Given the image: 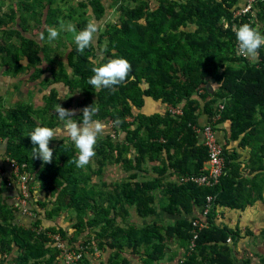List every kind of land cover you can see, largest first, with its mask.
Wrapping results in <instances>:
<instances>
[{"label": "trees", "instance_id": "obj_1", "mask_svg": "<svg viewBox=\"0 0 264 264\" xmlns=\"http://www.w3.org/2000/svg\"><path fill=\"white\" fill-rule=\"evenodd\" d=\"M53 2L37 0L39 13L32 14L37 29L42 27L46 15L44 36H48L46 29L54 20ZM63 2L68 1L61 0ZM247 2L76 0L77 6L70 8L69 15L76 30L79 32L89 21H95L99 31L92 47L83 54L73 44L67 63L58 62L59 71L54 72L50 82L61 81L71 92L79 89L83 93L81 106L94 105L98 109L94 119L111 121L117 133H125L123 139L107 136L98 140L99 165L120 161L130 170H139L148 160L158 161L155 167L158 177L133 181L138 177L133 173V180L115 184L100 195L99 188L95 190L89 184L90 174L76 166L78 153L72 141H52L54 159L51 164L45 165L33 158L34 145L28 134L37 126L54 128L58 122L56 105L68 109L71 101L62 103L58 92L52 89L45 96L44 107L25 103L5 106L0 95V160L5 168V174L0 177V264L9 256L11 264H61V251L54 246L48 232L60 233L78 249L75 241L86 231H94L95 240L88 235L83 247L102 248L107 243L113 249L107 264H132L124 255L125 248L139 253L142 245H145L142 264H156L164 258L172 239L181 241L186 248V255L179 264H237L234 246L241 237L240 229L218 224V215L225 208L242 209L254 202L253 193L260 192L264 202V47L255 60L246 58L238 54L235 35V30L246 23L264 34V0H256L255 13L236 15ZM114 7H117V18L115 22L107 21ZM10 11L8 18L0 14V27L15 18L14 10ZM15 31L22 39L21 49L26 54L27 64L21 63L19 52L9 55L6 64L15 68L14 75L34 68L31 78L38 79L44 72L37 66L44 49L18 29L5 28L4 33L12 36ZM117 57L132 64L130 77L134 79L116 86L114 92L97 91L88 84V79L94 75L93 67ZM67 68H72V74ZM210 80L217 83L216 89L208 86ZM147 98L167 105L166 110L143 112ZM221 104L225 106L223 109H219ZM170 105L181 106L183 113L172 114L168 110ZM82 115L83 112L81 118ZM202 115L208 117L204 125L199 121ZM128 117L133 120L129 121ZM118 119L120 124H116ZM225 122L231 125L230 138L238 140L240 147L250 148L248 169L255 173L253 178L243 177L235 161L240 154L235 150L230 153L226 143L221 141L224 172L220 181L209 186L182 180L204 175L208 170V146L196 127L209 125L217 130L218 124ZM11 159L17 161L21 173L31 176L27 208L35 216L30 218L29 224L20 223L18 219L22 210L16 206L15 196L21 195V191L17 175L11 170ZM167 168L180 176V182L163 183ZM10 179L13 185L8 184ZM36 183L48 197H56V200H37ZM160 187L166 198L160 208L178 218L168 225L158 221L142 227L118 223V213L125 211L128 215L130 207H135L143 218L156 215L154 192ZM210 195L213 197L211 207L205 214L206 220L202 221L201 215H194V209L200 207L205 213ZM67 210L76 215L71 232L56 224H44L43 211L45 218L53 220ZM195 220L206 225L195 227ZM41 227L43 231L38 232ZM78 264H90V258L83 256ZM243 264H252V257H246ZM259 264H264V256L260 257Z\"/></svg>", "mask_w": 264, "mask_h": 264}, {"label": "crops", "instance_id": "obj_2", "mask_svg": "<svg viewBox=\"0 0 264 264\" xmlns=\"http://www.w3.org/2000/svg\"><path fill=\"white\" fill-rule=\"evenodd\" d=\"M36 1L37 0H0V14L4 15L6 18L11 17L10 10L13 9L15 15L13 21L4 22V25L0 27V95L3 97L2 104H5V106H12L17 103H25L31 104L36 108L44 107L46 104L45 96L49 94L52 89H54L58 92L59 97L61 94H63V98H61L62 103L71 101V106L68 109L76 110V114L72 118L78 122L82 121L81 112L84 107L81 106L80 101L83 97V93L79 89H74L71 92L61 81L50 82L51 78H53L54 72L57 73L59 71L60 66L58 62L64 61L67 63L68 53L75 43L74 39L63 38L50 42L47 38L48 36H44L43 32L47 26L45 21H43L42 27L37 29L36 20L29 13L32 12V8L37 7ZM27 9L29 12H27ZM52 25H54V20H52L50 27H52ZM5 28L18 29L21 31L23 36H26V38H33V40L37 41L43 47L44 51L42 50L40 52L41 58L37 66L42 68L44 72L38 79L33 80L31 78L35 71L34 68L21 72L18 75H14L13 69L15 68L12 69L11 66L4 62V57L12 55L14 48L21 49V45L23 44L22 39L18 34H16V31L13 32L15 34H12V36H8V34L4 33ZM48 28L49 27H47V29ZM42 35L43 39H41ZM62 42L65 46L61 49ZM103 45H105V43H103L102 46ZM21 59V63L26 65L27 57L23 51H21ZM67 72L72 74V68H67ZM209 83L213 89H216L218 86L213 80H210ZM145 105L146 106L142 111L146 113L164 112L167 106L162 102L152 98H147ZM137 111L138 110H136V112ZM128 120L131 121L133 118L128 117ZM99 121L105 126V131L99 140L103 138L105 139L107 136H111V134L115 131L112 122H107L105 120ZM199 121L200 125H204L208 121V117L206 115H202L200 116ZM230 126L231 125L229 122L218 124L216 130L217 137L220 142L222 141L226 143L230 153L235 150L240 154L238 158L236 157L235 161L238 165H240L239 168L243 177L251 179L255 174L251 173V170L248 169L251 150L248 147H240L238 140H232L230 138ZM54 128H62V122L59 120V118ZM117 135L122 139L125 137L124 132L117 133ZM57 140H64L66 142L71 141V139L67 136H61ZM132 156L133 155H131V157ZM158 165V161L148 160L147 162L143 163L142 167L139 168L140 171L136 169L130 170L123 162L120 161H107L99 165L96 154L92 161L86 167H84V171L90 174V186H92L93 189L95 188V190L99 188L100 195H103L102 193H106L108 190H111L115 184L133 180L131 178L133 173L137 174L138 176L133 181L149 180L158 177V174L155 171V167ZM4 174L5 168H3L2 161L0 160V177H3ZM179 177L180 176L175 174L171 168H167L166 172L163 173V183H166L167 181H175L178 183L181 180ZM243 177L240 179L243 180ZM34 186L36 188L35 196L37 200H56V197H48L47 193L39 188V183H36ZM251 186L252 185L249 184V188H251ZM154 193L156 198L155 205L157 207L156 215L143 218L137 213L135 207H130V212L128 215L125 211L122 213L120 211V213H118V223L124 226L132 224L142 227L153 221H158L160 224L168 225L172 223L175 218H178L176 215L167 213L160 208L161 205H163L166 201L163 188L160 187ZM259 193L260 192L256 194L253 193L252 196L256 198L255 201L247 203L244 208H225L221 213H219L217 218V223L220 225H228L232 228L240 229L241 237L234 246V254L238 260L237 264H243V260L246 258L247 253H249V257H252V264H259L260 257L264 256V202ZM20 212L21 213L18 217L20 223L29 224L28 222H30V218H32L34 213H25L23 211ZM44 214L45 213L43 211L41 213V217L44 218L43 221L45 225L56 224L66 228L68 233L72 231V226L76 219L74 211H64L60 215L56 216L53 220L47 217L45 218ZM194 215H201V220H206L205 213H202L200 207L194 209ZM248 230L251 231L249 232ZM90 234L93 236L91 240L94 241V231H86L83 234L78 235L77 240L75 241L76 246L78 249H83L85 253L84 256L87 255L90 258V264H107L108 258L113 252V249L108 247L109 244L106 243L102 248L97 245L94 247L91 245L92 248H85L82 246ZM253 245H258L259 248L254 251L253 249L256 247ZM144 247L145 245L140 247L141 251L139 253H136L132 248L126 247L124 255L128 257L132 264H142V259L145 257ZM185 255L186 248L184 244L177 239H172L169 241V246L166 249L164 258L156 262V264H179ZM61 261L63 262L62 257L60 262ZM2 264H11V256H9V258Z\"/></svg>", "mask_w": 264, "mask_h": 264}, {"label": "clouds", "instance_id": "obj_3", "mask_svg": "<svg viewBox=\"0 0 264 264\" xmlns=\"http://www.w3.org/2000/svg\"><path fill=\"white\" fill-rule=\"evenodd\" d=\"M61 31H68L73 34L77 51L81 54L86 49H90L95 41V36L99 31V25L95 21H89L83 30L77 32L71 23L65 24L63 20L59 22V29L49 27L48 40H57ZM238 44V54L246 58L255 59L259 55V50L264 47V34L250 24H243L235 30ZM43 39V35L41 36ZM133 68L132 64L125 58L117 57L108 60L106 63L92 68V75L88 79V84L93 86L97 91L101 89L116 90V86L126 85ZM63 98V94L59 99ZM56 114L62 122V128H52L47 126H37L28 136L34 145L32 149L33 158L39 159L43 164H51L54 159V149L50 147L52 141L61 136H67L73 142L78 158L74 161L78 168L86 167L96 156L95 148L98 140L105 131V126L99 120L94 119L98 109L87 106L82 109V121H77L72 117L75 116V109H66L61 104L55 107ZM118 119L116 124H120Z\"/></svg>", "mask_w": 264, "mask_h": 264}, {"label": "built area", "instance_id": "obj_4", "mask_svg": "<svg viewBox=\"0 0 264 264\" xmlns=\"http://www.w3.org/2000/svg\"><path fill=\"white\" fill-rule=\"evenodd\" d=\"M256 0H248L247 5L243 8L238 9V11L235 13L238 14H246L249 12L255 13V4ZM219 109H223V104L219 105ZM168 110L172 114L180 115L183 113V110L181 106H174L170 105L168 106ZM197 131L203 135V140L205 144L208 146V152H209V159L207 162L208 170L207 173L200 176H192V177H184L182 180H193L196 183L200 185H209L212 186L214 184H217L220 181L221 176L224 172V150L223 145L219 141L216 130H214L211 126L205 125L204 127H196ZM113 138H117V132L114 131V133L111 134ZM10 166L11 170L17 175L18 181L17 184L19 185L21 195H17L15 198L16 200V206L21 208V210L25 213L30 212L27 208L28 198H29V180L31 179V176L29 173L20 172V167L17 161L14 159L10 160ZM9 185H13V181L9 180ZM213 197L212 195L208 196V205L205 208V214L209 211V208L211 207L210 202L212 201ZM193 225L195 227H204L206 223L195 220L193 222ZM43 228L41 227L38 229L39 231H43ZM48 237L51 239V241L54 242V246H56L62 254L63 264H78L81 259L84 256L83 249H76L73 248L65 238L61 236L60 233H53L48 232ZM197 237L195 234L191 243L194 244V239ZM230 241V239H229ZM97 251V249H96Z\"/></svg>", "mask_w": 264, "mask_h": 264}, {"label": "rangeland", "instance_id": "obj_5", "mask_svg": "<svg viewBox=\"0 0 264 264\" xmlns=\"http://www.w3.org/2000/svg\"><path fill=\"white\" fill-rule=\"evenodd\" d=\"M68 2H63V3H61V0H54V2H53V5H52V7H54V20H56L57 22H54V25H52V27H55V28H57V29H59V22H60V20H63L64 22H65V24H68V23H71L72 25H74L75 26V22H73L72 20H70L69 19V15H70V8H72V6L73 7H76L77 6V4H76V0H67ZM44 4L46 5L47 4V1H45L44 2ZM39 7H40V5L37 3V7H34V8H32L31 10H32V12H29V10L27 9V12H29L30 13V15H32L33 13L34 14H36V13H39ZM43 7V4H42V1H41V8ZM46 7H48V5L46 6ZM45 7V8H46ZM42 12V11H41ZM65 15H67V18H65V20H64V16ZM32 16H34V15H32ZM39 16V15H38ZM45 16L46 15H44L43 16V21H45L46 19H45ZM48 16V15H47ZM116 18H117V7H114V9L112 10V12L109 14V16H108V19H107V21H113V22H115V20H116ZM29 21H31V20H29ZM102 30V29H101ZM78 32V31H77ZM63 38H70V39H73V34L71 33V32H68V31H61L60 32V36H59V38L58 39H63ZM62 46H61V49L62 48H64V43L62 42V44H61ZM21 49H17V48H14V52L13 53H16V52H19V53H21ZM11 56V55H10ZM10 56H6V57H4L5 59H4V62H9L8 60L10 59ZM17 196H15V198H16ZM264 238V237H263ZM253 246H255L256 248L255 249H253L254 251L255 250H257V248H259V246L258 245H253ZM249 253H247L246 254V257H249V255H248ZM254 258V257H253ZM61 264L63 263L62 261L60 262ZM259 263H260V261H259Z\"/></svg>", "mask_w": 264, "mask_h": 264}, {"label": "water", "instance_id": "obj_6", "mask_svg": "<svg viewBox=\"0 0 264 264\" xmlns=\"http://www.w3.org/2000/svg\"><path fill=\"white\" fill-rule=\"evenodd\" d=\"M208 86L212 88V86H211V84H210V83H208ZM211 90H212V89H211ZM212 91H213V90H212Z\"/></svg>", "mask_w": 264, "mask_h": 264}]
</instances>
